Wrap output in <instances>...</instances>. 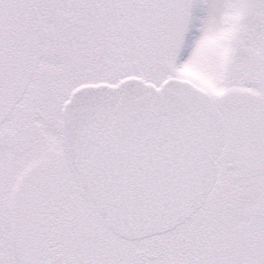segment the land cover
I'll return each mask as SVG.
<instances>
[{
  "label": "snow or ice",
  "instance_id": "obj_1",
  "mask_svg": "<svg viewBox=\"0 0 264 264\" xmlns=\"http://www.w3.org/2000/svg\"><path fill=\"white\" fill-rule=\"evenodd\" d=\"M0 264H264V0H0Z\"/></svg>",
  "mask_w": 264,
  "mask_h": 264
}]
</instances>
